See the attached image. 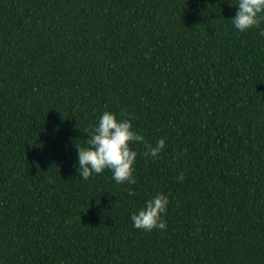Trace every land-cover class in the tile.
Instances as JSON below:
<instances>
[{
	"label": "trees",
	"instance_id": "obj_1",
	"mask_svg": "<svg viewBox=\"0 0 264 264\" xmlns=\"http://www.w3.org/2000/svg\"><path fill=\"white\" fill-rule=\"evenodd\" d=\"M235 4L0 0V264H264V37ZM104 111L143 137L133 184L78 175ZM161 192L166 228L133 227Z\"/></svg>",
	"mask_w": 264,
	"mask_h": 264
},
{
	"label": "clouds",
	"instance_id": "obj_2",
	"mask_svg": "<svg viewBox=\"0 0 264 264\" xmlns=\"http://www.w3.org/2000/svg\"><path fill=\"white\" fill-rule=\"evenodd\" d=\"M235 7V15L230 19L233 27L241 32L256 27L260 36L264 37V28H259L264 21V0H236ZM142 141V135L138 130H133L129 119H118L115 113L102 112L87 132L84 146L74 145L79 177L87 179L91 174L108 169L115 182L135 183L133 165L137 151L129 145ZM163 147L164 139L159 138L154 145L145 143L142 154L155 158ZM177 179L182 180L183 173H179ZM167 205L168 196L162 192L146 199L143 207L130 214L133 227L148 231L153 228L165 229L166 221L162 214Z\"/></svg>",
	"mask_w": 264,
	"mask_h": 264
}]
</instances>
